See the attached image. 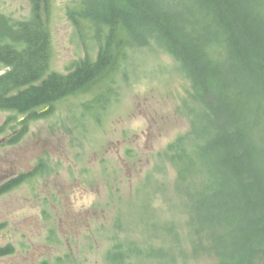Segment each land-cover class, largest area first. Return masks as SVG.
<instances>
[{
  "label": "rangeland",
  "instance_id": "1",
  "mask_svg": "<svg viewBox=\"0 0 264 264\" xmlns=\"http://www.w3.org/2000/svg\"><path fill=\"white\" fill-rule=\"evenodd\" d=\"M168 1L150 0V5L162 8ZM79 2L49 0L44 20L50 71L66 73L86 54L96 56L97 40L86 32L80 37L68 14ZM1 10L15 20L30 16L28 0H0ZM197 106L182 62L156 34L130 38L115 73L64 96L55 104L56 113L28 124L19 144L0 148V158L5 148L22 152L29 145L28 157L42 149L50 156L46 165H59L55 172L60 178L76 161L88 169L89 181L71 188L72 211L96 206L72 235L60 231L62 222L52 221L48 206L34 199L51 188L60 193L53 181L58 175L41 178L39 194L27 183L0 197V238L14 249L0 264H217L220 251L231 254L225 264H246L241 249L213 245L209 225L200 221L196 208L199 174L181 179L170 160L168 145L190 131L191 109ZM6 116L0 111V128ZM49 224L58 228L57 234H47ZM214 232L218 236L222 230Z\"/></svg>",
  "mask_w": 264,
  "mask_h": 264
},
{
  "label": "trees",
  "instance_id": "2",
  "mask_svg": "<svg viewBox=\"0 0 264 264\" xmlns=\"http://www.w3.org/2000/svg\"><path fill=\"white\" fill-rule=\"evenodd\" d=\"M150 3L80 0L68 14L98 50L66 73L48 72V32L37 9V30L14 34L26 47H0L12 66L0 76V109L25 113L104 80L119 69L130 38L153 32L182 62L198 102L190 131L168 145L170 160L181 179L199 174L196 208L213 245L264 264V0ZM220 256L217 264L228 262V251Z\"/></svg>",
  "mask_w": 264,
  "mask_h": 264
},
{
  "label": "flooded vegetation",
  "instance_id": "3",
  "mask_svg": "<svg viewBox=\"0 0 264 264\" xmlns=\"http://www.w3.org/2000/svg\"><path fill=\"white\" fill-rule=\"evenodd\" d=\"M2 1V0H1ZM29 1V7H30V16L26 20H15L9 15H5V13L0 11V47H8L9 49H13L14 51H21L26 47V43L21 38L20 35L16 37L14 36L15 33L21 30L30 31L32 29L37 30L38 22L35 21L37 17V9L41 10V17H42V24H44L45 28L46 23L44 20V15L46 14L48 10V3L49 0H28ZM48 32V44H49V51H50V38H49V31ZM1 53V52H0ZM2 57H5L4 55L1 56L0 54V76L6 74L9 72L12 68L11 65L5 63L4 60H2ZM48 72H51L49 70V61H48ZM69 95V94H68ZM64 97V96H63ZM62 97V98H63ZM61 100V98L52 101L50 104H44L43 106L37 107L32 110H28L25 113L17 112L16 110L12 109H0V111L7 112L8 117L4 121V129L1 126L0 128V148L3 147H12L19 144V142L27 135V126L30 122L37 121L39 119L45 118L49 112L56 113L57 110L55 108V104L58 103ZM49 115V114H48ZM47 115V116H48ZM38 146V142L36 144ZM60 144L52 145L57 146L59 148ZM8 148V149H9ZM6 149L4 150L3 156L0 158V197L5 196L16 189L22 187L23 185L27 183H32V187L34 189L35 193L37 192L38 188V181L42 178H46V174L50 173L53 175H58V177H55L54 181V187H60L61 192L57 193L53 191V189H49L47 195L40 196L37 195L34 196V199H36V205L42 201L44 202L45 206H48V210H51L52 214V221L57 219L59 222H62L63 227L60 228V231H62L64 234H66L68 231L71 230V234L73 235L74 231L77 232L78 226L85 221L84 215H87L89 213H96V206L95 204L89 205V207H84L80 209H73L70 205L71 200V188L77 187L81 188L80 185L87 183L89 181L87 179V172L88 169L81 167L80 165L76 164V161L74 164H69L72 166H69L65 169V172L68 175L57 172H55L56 168L59 167V165L56 162V164H53V166L46 165L48 163V160L50 158L49 154L45 153L42 149H38L35 151H32V154L28 157V153L31 150L30 146L28 145V150H23L22 152L19 151V148L15 149ZM27 153V158H25V154ZM31 158H34L33 163H28V159L31 160ZM72 158V157H71ZM73 159V158H72ZM74 160V159H73ZM76 160V158H75ZM59 170V169H58ZM49 174V175H50ZM52 176V175H51ZM75 179V180H74ZM48 180V179H45ZM111 187L114 188V178H112ZM90 185V184H89ZM33 198V197H32ZM38 198L40 201H38ZM33 199V200H34ZM38 201V202H37ZM96 202V200L94 201ZM46 207H42V212L47 216V210ZM92 211V212H90ZM93 213V214H94ZM50 214V213H49ZM0 217H3V215H0ZM71 221L70 225L71 227L65 228L66 224ZM4 223L0 221V233H4L3 226ZM69 225V224H68ZM75 226V228H73ZM58 229V228H57ZM57 229L54 225L49 224L48 232L47 234H57ZM4 238V237H2ZM2 238H0V259L5 258L7 256H11L14 252V249L11 244H5L2 242Z\"/></svg>",
  "mask_w": 264,
  "mask_h": 264
}]
</instances>
